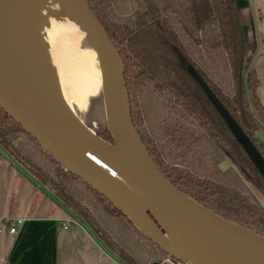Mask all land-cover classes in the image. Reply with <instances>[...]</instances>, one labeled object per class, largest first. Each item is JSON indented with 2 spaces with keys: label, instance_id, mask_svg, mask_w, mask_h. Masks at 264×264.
Segmentation results:
<instances>
[{
  "label": "trees",
  "instance_id": "16d2710c",
  "mask_svg": "<svg viewBox=\"0 0 264 264\" xmlns=\"http://www.w3.org/2000/svg\"><path fill=\"white\" fill-rule=\"evenodd\" d=\"M86 2L121 59L130 122L155 169L204 208L264 237L256 191L264 190V177L202 85L264 160V106L243 28L253 26L250 8L234 0ZM94 133L112 143L107 127ZM2 151L124 264L173 259L0 108Z\"/></svg>",
  "mask_w": 264,
  "mask_h": 264
},
{
  "label": "water",
  "instance_id": "95a60500",
  "mask_svg": "<svg viewBox=\"0 0 264 264\" xmlns=\"http://www.w3.org/2000/svg\"><path fill=\"white\" fill-rule=\"evenodd\" d=\"M18 1L0 0V108L58 163L94 186L140 232L181 264H264L263 236L201 206L167 181L151 161L154 172L124 154L116 145L107 117L112 143L67 116L38 89L18 49ZM71 1L96 50L111 60V120L121 126L125 120L130 122L123 64L86 0ZM234 5L246 9L248 0H234ZM202 85L264 177V160L254 145ZM122 89L121 106L118 99Z\"/></svg>",
  "mask_w": 264,
  "mask_h": 264
},
{
  "label": "crops",
  "instance_id": "0c3cea01",
  "mask_svg": "<svg viewBox=\"0 0 264 264\" xmlns=\"http://www.w3.org/2000/svg\"><path fill=\"white\" fill-rule=\"evenodd\" d=\"M248 8L253 18L252 64L259 80L257 94L264 106V0H248ZM221 166L227 167L228 162ZM261 202L264 206L262 198ZM18 218H23V223L12 234L10 224ZM102 243L52 196L47 186L33 181L25 168L2 151L0 264H124Z\"/></svg>",
  "mask_w": 264,
  "mask_h": 264
},
{
  "label": "bare ground",
  "instance_id": "6f19581e",
  "mask_svg": "<svg viewBox=\"0 0 264 264\" xmlns=\"http://www.w3.org/2000/svg\"><path fill=\"white\" fill-rule=\"evenodd\" d=\"M20 1L23 3L22 9L25 5H29L28 13H30V17H33L42 26L44 44L46 43V46L50 44L55 51V54L50 55L59 89L58 93L57 88H55L56 93L53 91L55 98L46 90L43 81L52 90L51 85L45 79L41 82L40 75L37 78L32 71H29L30 69H27L34 84L54 105L76 122L79 121L73 115L74 112L69 104V99L77 98V100H81L87 98V96L102 94L105 100L106 116L110 121V128L117 147L139 165L154 172V167L139 143L129 120H125L121 126L111 120L113 111L110 107L112 101L110 89L113 65L107 54L102 55L96 50L72 1ZM54 21L57 30L48 33L51 22ZM65 89L70 92V95ZM118 100L122 106L124 101L123 89ZM72 102L74 101L72 100Z\"/></svg>",
  "mask_w": 264,
  "mask_h": 264
},
{
  "label": "rangeland",
  "instance_id": "374dc122",
  "mask_svg": "<svg viewBox=\"0 0 264 264\" xmlns=\"http://www.w3.org/2000/svg\"><path fill=\"white\" fill-rule=\"evenodd\" d=\"M28 6L25 5L24 9L23 3L18 1V16L16 19L17 25V38H18V49L19 53L24 61L25 66L29 71L35 75V77H40V80L45 79L51 87L52 90L47 87L44 83L46 90L51 94L52 97L55 98L53 91L56 93V89H58V83L56 76L54 75L55 71H53V65L51 62V54H55L52 46L46 43L44 44V32L42 26H40L33 17H30V13H28ZM24 10V11H23ZM23 13V14H22ZM246 28L247 31V44H248V56L251 59L254 58V47L251 42V33L252 28ZM44 28V27H43ZM56 23L51 22V28L48 33L51 31H56ZM29 67V68H28ZM53 73V78L51 76ZM38 74V75H37ZM53 81H55L54 84ZM57 86V87H56ZM66 90V89H65ZM59 89L57 90L58 93ZM66 92L70 95V92L66 90ZM71 100V101H70ZM72 100L74 102H72ZM77 103H76V102ZM79 101V102H78ZM69 104L71 106L73 115L77 117L78 121L81 122L85 127L95 131H100L104 129V127L108 128L107 119H106V108H105V100L102 94H98L97 96H87L85 99L77 100V98H70ZM73 105V106H72ZM74 108V109H73ZM257 194L262 198L264 203V190H256ZM103 245V243H102ZM104 246V245H103ZM108 250V249H107ZM111 252V251H110ZM152 264H165L163 260L159 262H152ZM169 264V263H168Z\"/></svg>",
  "mask_w": 264,
  "mask_h": 264
},
{
  "label": "built area",
  "instance_id": "2783aa9c",
  "mask_svg": "<svg viewBox=\"0 0 264 264\" xmlns=\"http://www.w3.org/2000/svg\"><path fill=\"white\" fill-rule=\"evenodd\" d=\"M22 223H23V218H18V219H16L15 223L10 224V227H9L10 233L15 234L17 231V227L20 226ZM63 226L66 227L69 225H63ZM166 262L169 264H181L180 262H178L174 259H171V258H167Z\"/></svg>",
  "mask_w": 264,
  "mask_h": 264
}]
</instances>
